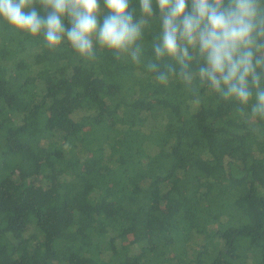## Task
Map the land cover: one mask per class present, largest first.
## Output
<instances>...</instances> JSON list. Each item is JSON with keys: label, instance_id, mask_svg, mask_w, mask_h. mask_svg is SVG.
<instances>
[{"label": "trees", "instance_id": "16d2710c", "mask_svg": "<svg viewBox=\"0 0 264 264\" xmlns=\"http://www.w3.org/2000/svg\"><path fill=\"white\" fill-rule=\"evenodd\" d=\"M152 4L146 16L130 0L132 49L94 43L92 59L0 18V264H264L257 89L249 78L247 104L225 99L184 41L186 69L157 58Z\"/></svg>", "mask_w": 264, "mask_h": 264}, {"label": "clouds", "instance_id": "9594fccd", "mask_svg": "<svg viewBox=\"0 0 264 264\" xmlns=\"http://www.w3.org/2000/svg\"><path fill=\"white\" fill-rule=\"evenodd\" d=\"M162 21L160 42L154 45L157 58L173 57L182 69L190 59L186 45L198 46L206 66L200 77L210 81L227 99L235 97L241 104L252 98L249 78L257 89L253 114L264 119V90H260L257 67H264V58H257L254 33L264 35V14L259 0H156ZM39 5V8L36 6ZM140 11L154 15L152 0H139ZM0 0V18L13 29L32 36L43 33L49 48L59 47L65 40L82 57L95 56L94 43L128 52L141 38L142 25L134 20L130 0ZM102 16V19H101ZM67 21V24L65 23ZM140 49L131 52L138 61ZM154 67V65H150ZM188 78L187 76L185 77ZM164 81L165 77H158Z\"/></svg>", "mask_w": 264, "mask_h": 264}, {"label": "rangeland", "instance_id": "374dc122", "mask_svg": "<svg viewBox=\"0 0 264 264\" xmlns=\"http://www.w3.org/2000/svg\"><path fill=\"white\" fill-rule=\"evenodd\" d=\"M87 166H85L84 168L86 169Z\"/></svg>", "mask_w": 264, "mask_h": 264}]
</instances>
